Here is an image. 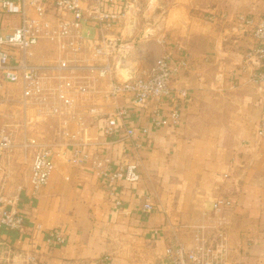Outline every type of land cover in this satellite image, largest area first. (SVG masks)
I'll use <instances>...</instances> for the list:
<instances>
[{
  "label": "crops",
  "instance_id": "crops-1",
  "mask_svg": "<svg viewBox=\"0 0 264 264\" xmlns=\"http://www.w3.org/2000/svg\"><path fill=\"white\" fill-rule=\"evenodd\" d=\"M209 1L171 0L167 9H203ZM237 4L235 10L253 17L264 14V0ZM167 19L161 24L163 31L157 25L158 36L140 33L138 40L146 44L140 46L145 60L136 68L117 71L120 79H126L129 70L139 73L165 52L175 59L183 54L187 64L176 72L171 85L188 90L189 99L179 107L177 126L154 128L143 110L130 108L125 121L137 128L146 126L148 132L141 137L139 152L142 179L120 180L114 186L119 206L88 160L72 162L71 145L54 147V170L41 191L30 196L33 150L23 143L31 137L61 139L54 137L48 122L42 124L40 134L23 136L16 131L30 123L14 115L10 106L16 105L20 88L16 96L2 92L1 121L15 135L10 156H0V184L5 196L17 195L12 208L22 215L24 227L0 226V253L7 249L32 253L36 264H170L166 246L175 241L189 245L196 227L211 218L213 201L223 197L232 204L223 212L226 264H264V138L255 134L264 119V82L252 77L264 71V60L252 57L244 65L253 40L230 24L214 25L195 17L188 28H174L168 27ZM44 56L55 58L56 51L41 42L35 58ZM3 84L13 88L11 82ZM104 124L101 117L87 128L81 150L88 155L108 154L117 163L122 160V144L104 143ZM148 197L153 207L143 212ZM50 230H59L64 243L48 244Z\"/></svg>",
  "mask_w": 264,
  "mask_h": 264
},
{
  "label": "built area",
  "instance_id": "built-area-1",
  "mask_svg": "<svg viewBox=\"0 0 264 264\" xmlns=\"http://www.w3.org/2000/svg\"><path fill=\"white\" fill-rule=\"evenodd\" d=\"M127 0H0V20L12 32L0 35V82L17 84L20 93L15 102L24 121L30 123L50 119L54 137L61 141L37 140L31 137L23 143L32 148L33 160L29 174L30 196H36L47 184L54 170V147H73L72 162L88 160L94 174L102 178L108 193L119 206L121 200L114 191L120 181L138 182L141 137L148 127H135L125 121L130 108H140L149 116L151 126H177L180 105L189 99L185 88L171 85L176 72L187 59L165 52L139 73L128 71L120 79L117 69L128 68V57L141 53L136 40L123 36ZM232 20L253 40L245 52L246 65L254 57L264 60V14L253 17L235 14ZM1 24V23H0ZM2 26V25H1ZM10 28V27H9ZM51 44L56 57L46 63L34 61L39 43ZM130 67V66H129ZM264 82V71L252 76ZM118 100H123L119 104ZM32 112V114L30 113ZM104 117L102 135L104 143L120 142L122 160L114 163L108 154L88 155L82 152L84 134L98 118ZM73 125L74 129L70 126ZM256 136L264 138V119L256 129ZM14 131L6 124L0 126V156L7 159L14 147ZM21 188L17 189V193ZM17 195L7 197L0 184V226L22 230V215L13 210ZM8 206H10L8 208ZM231 202L218 197L212 204V216L199 224L185 245L175 241L165 248L170 264H226L228 242L224 210ZM153 204L148 199L141 211L150 212ZM48 244L61 245L64 236L59 230H50ZM32 253H13L8 249L0 253V264H36Z\"/></svg>",
  "mask_w": 264,
  "mask_h": 264
},
{
  "label": "rangeland",
  "instance_id": "rangeland-1",
  "mask_svg": "<svg viewBox=\"0 0 264 264\" xmlns=\"http://www.w3.org/2000/svg\"><path fill=\"white\" fill-rule=\"evenodd\" d=\"M127 7H126V13L124 17L122 18V24L123 28L121 29L123 31V36L130 35L133 39L136 40V46L138 49L141 47L146 48V44H141V40H138L140 37V33L143 32V34H152L158 36L157 30L159 28L157 25H164V19L165 17H168L167 19V25L168 27L173 25L174 28L184 25L188 26L192 23V20L196 17L200 20H203L205 22L212 23L214 25L221 24H230L231 26H234L237 30H241L237 24L232 20V16L235 14H245L252 16L250 13H246L243 11L235 10L237 3L243 2V0H211L209 1V4L206 8L203 9H196L193 7H188L187 10H179V9H167L168 5L170 4L171 0H127ZM200 2H206V0H199ZM237 2V3H236ZM13 16H5L2 20H0V35L5 36L6 34H9L12 32V28L10 25H7L5 21H10L15 24L16 20H13ZM192 17V18H191ZM191 19V21H190ZM195 23H197L195 27H199L200 24L198 21L194 20ZM2 25V26H1ZM129 25L131 26L130 34H128V28ZM10 27V28H9ZM162 30V26L160 27ZM163 31V30H162ZM145 57V56H144ZM54 59V57H48L44 56L41 59L34 58L35 62L38 63H46L50 62ZM129 59V66H134L136 68L141 64V61L145 60V58H142L141 53L132 54L128 57ZM128 66V67H129ZM118 77L121 78L120 74L118 73ZM4 81L0 82V95L2 92L10 93V94H16L19 92L18 85L12 84L13 88H9L8 86H4ZM17 88V89H16ZM15 95V96H16ZM11 109L13 110L14 115H21L23 116V113L21 109L16 105L11 104ZM0 109L1 102H0ZM32 114V112L30 111ZM3 118L2 112H0V126L4 125L2 123L1 119ZM24 118V117H23ZM48 125L51 124L53 121L50 119L43 120V121H36L33 123H29L26 127H17L16 131H19L23 136L26 135V133H35L40 134V132H43L41 129L42 124L47 123Z\"/></svg>",
  "mask_w": 264,
  "mask_h": 264
}]
</instances>
